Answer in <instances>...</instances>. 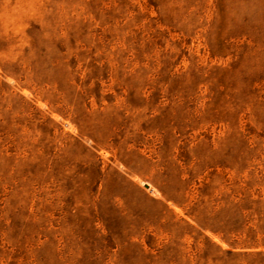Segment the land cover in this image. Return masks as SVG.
Listing matches in <instances>:
<instances>
[{"label":"rangeland","instance_id":"1","mask_svg":"<svg viewBox=\"0 0 264 264\" xmlns=\"http://www.w3.org/2000/svg\"><path fill=\"white\" fill-rule=\"evenodd\" d=\"M0 264H264V0H0Z\"/></svg>","mask_w":264,"mask_h":264},{"label":"water","instance_id":"2","mask_svg":"<svg viewBox=\"0 0 264 264\" xmlns=\"http://www.w3.org/2000/svg\"><path fill=\"white\" fill-rule=\"evenodd\" d=\"M148 188V186H146Z\"/></svg>","mask_w":264,"mask_h":264},{"label":"bare ground","instance_id":"3","mask_svg":"<svg viewBox=\"0 0 264 264\" xmlns=\"http://www.w3.org/2000/svg\"><path fill=\"white\" fill-rule=\"evenodd\" d=\"M217 240V239H216ZM219 241V240H218Z\"/></svg>","mask_w":264,"mask_h":264}]
</instances>
